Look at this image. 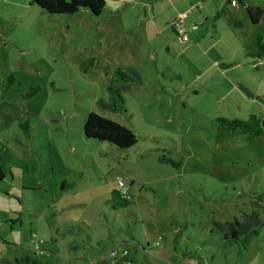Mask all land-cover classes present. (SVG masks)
Returning <instances> with one entry per match:
<instances>
[{
	"label": "rangeland",
	"instance_id": "obj_1",
	"mask_svg": "<svg viewBox=\"0 0 264 264\" xmlns=\"http://www.w3.org/2000/svg\"><path fill=\"white\" fill-rule=\"evenodd\" d=\"M30 1L0 0V261L264 264V228L242 253L214 229L264 206V136L233 138L217 122L264 120V59L254 57L264 18L246 12L264 0H104L99 16L55 17ZM194 5L185 26L198 28L184 27L183 41L172 23ZM117 67L143 83L125 112L101 113ZM92 112L137 143L86 138ZM119 179L132 199L113 211Z\"/></svg>",
	"mask_w": 264,
	"mask_h": 264
},
{
	"label": "trees",
	"instance_id": "obj_2",
	"mask_svg": "<svg viewBox=\"0 0 264 264\" xmlns=\"http://www.w3.org/2000/svg\"><path fill=\"white\" fill-rule=\"evenodd\" d=\"M236 0H229V3ZM238 3V1H236ZM30 4L38 7L44 14L50 17L55 16H73L81 10H87L94 16H99L105 11L104 0H31ZM226 9L216 13V17L225 14ZM246 12L253 24H258L264 18V2L261 6L249 5ZM228 24L233 29H240L244 25L240 20L229 17ZM256 54L255 58L264 59V39L261 34L256 35L255 39ZM10 78H12L10 76ZM6 82V81H5ZM142 76L140 72L133 67H117L109 81L107 92L109 99L98 100L97 106L101 113L120 114L125 112V94L133 91L142 85ZM13 83L4 84V92L7 91ZM37 90L32 89L28 94L33 96ZM217 122L230 137L243 139H258L264 136V120L259 116H250L247 120L229 119L218 117ZM84 136L88 139H94L114 145L120 150L131 148L137 143L135 134L127 127L112 121L102 115L90 113L83 127ZM5 177L3 167L0 163V180ZM122 194L118 189L113 190L108 206L111 210L117 211L124 209L131 203V197ZM258 199H261L258 198ZM261 210L264 206L255 202L250 212H243L239 217H234L232 221L216 222L214 229L219 232L223 238V246L236 245L239 253L245 252L252 242L259 236L264 228V220L261 218ZM130 253L127 251V256ZM136 254V251H135ZM132 256L131 264H139ZM0 264H54L49 260L41 262L34 256L20 255L13 261L5 260ZM102 264V263H96Z\"/></svg>",
	"mask_w": 264,
	"mask_h": 264
},
{
	"label": "built area",
	"instance_id": "obj_3",
	"mask_svg": "<svg viewBox=\"0 0 264 264\" xmlns=\"http://www.w3.org/2000/svg\"><path fill=\"white\" fill-rule=\"evenodd\" d=\"M232 7L237 6V2L236 1H232L231 3ZM185 18V16H181L179 19H177L174 23H173V27L177 30L178 35L181 37V39L183 41H187L188 37L186 35V31L183 29V19ZM117 184H118V190L120 192H122V194H126L125 190H124V183L122 180H117ZM2 224L0 223V228H1ZM161 237H159L156 242L153 245V248L150 249L149 248V253L156 255L158 253V248L160 247V241ZM125 255H127V252H123V254L121 255V257H124ZM117 256L115 252H112L110 254V257H115Z\"/></svg>",
	"mask_w": 264,
	"mask_h": 264
},
{
	"label": "crops",
	"instance_id": "obj_4",
	"mask_svg": "<svg viewBox=\"0 0 264 264\" xmlns=\"http://www.w3.org/2000/svg\"><path fill=\"white\" fill-rule=\"evenodd\" d=\"M239 1V0H238ZM228 3H229V1H228ZM249 5H253L252 3H248V6ZM237 6H238V3H237ZM236 6V7H237ZM199 8H201V5H194V6H190L189 7V9L185 12V13H183L182 14V16H185V18L183 19V28L185 27V28H187V31H191V30H196L198 27H197V25H189L190 27H186L185 26V22H186V19H187V17H188V15L190 14V13H192L193 11H194V9H199ZM219 12V11H218ZM205 20H207V18L205 19ZM173 24V23H172ZM171 24V25H172ZM188 24V23H187ZM193 26V27H192ZM192 27V28H191ZM184 28V29H185ZM185 31H186V29H185ZM186 31V32H187ZM2 227V226H1ZM154 245V244H153ZM150 247H152V246H150V245H148V248H150ZM159 253H161V252H159ZM2 261H5V260H2ZM10 261V260H9ZM1 262V261H0Z\"/></svg>",
	"mask_w": 264,
	"mask_h": 264
}]
</instances>
